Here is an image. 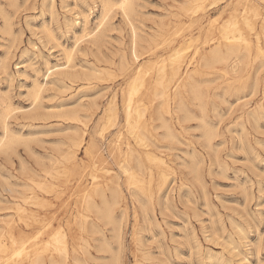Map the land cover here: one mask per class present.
Instances as JSON below:
<instances>
[{
	"label": "rangeland",
	"instance_id": "1",
	"mask_svg": "<svg viewBox=\"0 0 264 264\" xmlns=\"http://www.w3.org/2000/svg\"><path fill=\"white\" fill-rule=\"evenodd\" d=\"M103 1L0 0V264L24 262L10 244L30 232L20 207L42 219L59 264H264V54L206 61L232 16H248L255 39L264 0H132L129 18L122 0L107 15ZM176 50L183 75L167 101L160 82ZM141 76L135 104L147 148L125 111ZM129 144L166 162L134 161L139 186L123 173ZM56 233L66 235V259L53 250Z\"/></svg>",
	"mask_w": 264,
	"mask_h": 264
},
{
	"label": "bare ground",
	"instance_id": "2",
	"mask_svg": "<svg viewBox=\"0 0 264 264\" xmlns=\"http://www.w3.org/2000/svg\"><path fill=\"white\" fill-rule=\"evenodd\" d=\"M101 2L103 0H98V2ZM118 1V0H117ZM177 1V0H176ZM262 1V0H261ZM96 2V1H95ZM104 4H103V12L105 15H107L110 11H112V8H113V5L115 6L116 3H114L113 0H104L103 1ZM138 2V0H137ZM136 2V3H137ZM178 2V1H177ZM192 2V0L190 1ZM214 2V1H213ZM212 2V3H213ZM236 2V1H235ZM193 3V2H192ZM206 3V1H205ZM211 3V4H212ZM100 4V3H99ZM98 4V5H99ZM139 4V3H138ZM147 4V2H146ZM149 4V3H148ZM181 4V3H180ZM195 4V3H194ZM223 4V3H222ZM234 4V3H233ZM102 6V3L100 4ZM99 5V6H100ZM119 7H121L122 11L124 12V14L126 15L127 18H129L130 16V12L132 11V0H122V2H120V4H118ZM116 4V6H118ZM97 6V5H96ZM137 6V5H135ZM134 6V7H135ZM140 6V5H139ZM174 6V5H173ZM183 6V5H182ZM188 6V5H187ZM214 6V5H212ZM222 6V5H221ZM185 7V6H184ZM196 6H194L195 8ZM199 8V6H197ZM97 8V7H96ZM102 8V7H101ZM175 8V7H174ZM187 8V7H186ZM209 8V6H208ZM207 8V9H208ZM212 8V7H211ZM120 9V8H119ZM200 9V8H199ZM199 9H195L193 11V16L197 15V12ZM210 9V8H209ZM102 10V9H101ZM142 10V9H141ZM189 11V10H188ZM117 12V11H116ZM115 12V13H116ZM119 12V10H118ZM174 12V11H173ZM189 12H192V9L191 11ZM81 13V12H80ZM102 13V12H101ZM122 13V12H121ZM138 13V12H137ZM145 13V12H144ZM134 14V13H133ZM83 15V14H82ZM111 16V15H110ZM121 16V15H120ZM123 16V15H122ZM121 16V17H122ZM140 16V15H139ZM138 16V17H139ZM83 17H86V16H83ZM125 17V19H126ZM132 17V16H131ZM136 17V16H135ZM217 17V16H215ZM214 17V18H215ZM100 18V16H99ZM107 18V16H106ZM124 18V16H123ZM137 18V17H136ZM85 19V18H84ZM98 19V17H97ZM227 19V18H226ZM103 20V19H102ZM124 20V19H123ZM225 20V19H224ZM86 21V19H85ZM98 21V20H97ZM107 21V20H106ZM126 21V20H125ZM124 21V22H125ZM137 21V19H136ZM82 22V21H80ZM138 22V21H137ZM186 22V21H185ZM83 23V22H82ZM100 23V22H99ZM98 23V24H99ZM104 23V22H103ZM129 23V22H128ZM223 23V22H222ZM66 24V23H65ZM107 24V23H106ZM243 24V25H242ZM103 25V24H102ZM127 25H130V24H127ZM132 25V24H131ZM131 25H130V29H131ZM258 25V24H257ZM84 26V25H83ZM71 27V26H70ZM101 27V26H100ZM99 27V28H100ZM133 27V26H132ZM139 27V26H138ZM158 27V26H157ZM244 27L245 29L248 28L249 30H254L255 29V26L254 24L252 23L251 19L248 17V16H244L242 21L238 20L236 18V16H232L230 19H228L224 24L223 26L220 28V32L218 35L216 36H213L212 37V40L214 41V46H213V52H212V55L210 56V58H206L208 61V63L212 62H228L229 60H231V58L233 56H236L235 60L237 62V64H239L240 62L243 61V58H245V56H249L251 55L252 51L254 49H256L255 51L257 52V55H263L264 54V48H263V45H262V41H261V38L264 37V25L261 27L262 30L260 31H255V39H251L245 32L244 30ZM67 28V27H66ZM90 28V27H89ZM109 28V27H108ZM84 29V28H83ZM113 29V28H112ZM137 29V28H136ZM136 29L133 27L132 28V32H136ZM82 30V29H81ZM99 30V29H98ZM106 30V29H105ZM109 30V29H108ZM157 30V29H156ZM4 31V30H3ZM9 31V30H8ZM74 31V30H73ZM104 31V29H103ZM102 31V32H103ZM144 31V30H143ZM5 32V31H4ZM95 32V31H94ZM183 32V30H182ZM48 33V32H47ZM46 33V34H47ZM86 33V32H85ZM89 33V32H88ZM104 33V32H103ZM161 33V32H159ZM93 34V33H92ZM105 34V33H104ZM153 34V33H152ZM162 34V33H161ZM76 35V34H75ZM89 35V34H88ZM102 35V34H101ZM133 35V33H132ZM131 35V36H132ZM135 35V34H134ZM133 35V37H134ZM138 35V34H137ZM52 36V35H51ZM54 36V35H53ZM79 36V35H78ZM85 36V35H84ZM90 36V35H89ZM92 36V35H91ZM94 36V35H93ZM131 38V39H134V38ZM140 37V36H139ZM157 37V36H156ZM155 37V39H156ZM76 38V37H75ZM94 39V38H93ZM140 39V38H139ZM132 42V40H130ZM134 41V40H133ZM152 41V40H151ZM107 42V41H106ZM135 42V41H134ZM188 42V41H187ZM208 43V42H207ZM132 44L135 45V43L132 42ZM191 44V42H190ZM77 45V44H76ZM97 45V44H95ZM131 45V44H130ZM61 46V45H59ZM133 46V45H132ZM183 46V45H182ZM185 46V45H184ZM211 46V45H210ZM77 47V46H76ZM135 47V46H134ZM189 47V45H188ZM183 48V47H182ZM71 49V48H70ZM73 49V48H72ZM134 49V48H133ZM75 50V49H74ZM136 51V48L134 49ZM189 50V48H188ZM68 51V49H67ZM77 51V50H76ZM132 51V50H131ZM134 51V52H135ZM183 51V50H182ZM182 51L180 50H176L175 53L172 55L173 58L172 60H170V62L172 61L171 65H172V76L170 78V80H167V82L165 83V79H166V76L164 77V81L162 82L163 79H161V85L162 87H164L163 91H162V94L166 97L167 101H168V98L169 96L171 95L170 93V88L169 86L172 85V81L176 78V80H179L181 77H182V73H180L181 71V64H179V62L182 60L180 59V52L183 53ZM66 52V51H65ZM80 52V51H79ZM134 52H132L134 54ZM137 52V51H136ZM174 52V51H173ZM186 52V49L184 50V53ZM70 53V52H68ZM67 53V55H69ZM73 53V51L71 52ZM131 53V54H132ZM66 55V56H67ZM73 55V54H71ZM135 57V56H134ZM170 57V56H169ZM207 57V56H206ZM65 58V57H64ZM72 58V57H71ZM179 58V59H178ZM259 58V56H258ZM261 58V57H260ZM137 59V58H136ZM171 59V58H170ZM66 60V58H65ZM69 61H71V59H67ZM69 61H66L67 64ZM160 61V60H159ZM162 61V60H161ZM234 62V61H232ZM75 63V62H74ZM167 63V62H166ZM165 63V64H166ZM259 63V62H258ZM110 64V63H109ZM162 64H164L162 62ZM218 64V63H217ZM233 64V63H232ZM5 65V64H4ZM58 65V64H57ZM160 65V63L158 64ZM185 65V64H184ZM213 65V64H212ZM85 66V65H84ZM187 66V65H186ZM189 66H190V63H189ZM234 66V65H233ZM61 67V66H60ZM81 67V66H80ZM124 67V66H123ZM156 67V65H155ZM214 67V66H213ZM56 68V67H55ZM54 68V69H55ZM59 68V67H58ZM63 68V67H61ZM60 68V69H61ZM68 68V67H66ZM72 68V67H71ZM75 68V67H73ZM103 68V67H102ZM122 68V67H121ZM141 68V67H140ZM159 68V67H158ZM157 68V69H158ZM161 68V67H160ZM163 68L165 69V65H163ZM162 68V69H163ZM190 68V67H189ZM235 68V67H234ZM240 68V67H239ZM51 68V70H54ZM59 69V70H60ZM163 69V70H164ZM210 69V68H209ZM57 70V69H56ZM69 70V69H68ZM85 71V69H83ZM106 70V69H105ZM104 70V71H105ZM163 70H161V77H163L166 73V71L163 72ZM183 70V69H182ZM238 70V69H237ZM65 71V70H64ZM79 70H77L78 72ZM87 71V70H86ZM195 71V70H193ZM51 72V71H50ZM73 72V71H72ZM76 72V71H74ZM90 72V71H89ZM49 73V72H48ZM67 73V72H65ZM63 72V74H65ZM70 73V72H69ZM107 73V72H106ZM112 73V71H111ZM164 73V74H163ZM186 73V71H185ZM75 74V73H74ZM79 74V73H78ZM98 74V72L96 73ZM138 74V73H137ZM149 74V73H148ZM147 74V75H148ZM160 73H158L159 75ZM188 74V73H187ZM209 74V73H208ZM220 74V73H219ZM104 75V74H103ZM140 75V74H139ZM191 75V74H189ZM188 75V76H189ZM223 75V74H222ZM80 76V74H79ZM208 76V75H207ZM63 77V76H62ZM66 77V76H65ZM96 77H99V76H96ZM55 78V77H54ZM85 78V77H83ZM88 78V77H87ZM100 78V77H99ZM146 78V77H145ZM160 78V77H159ZM77 79V78H76ZM75 79V80H76ZM98 79V78H97ZM135 81L131 84L130 86V93H129V98L127 100V103H126V108H125V111H126V122L128 123V126H129V130L130 132L134 135V138L137 142V144L139 146H145L147 148V137L143 136L138 129H141L140 127V121H141V117H142V113L141 111L138 109L139 108V105L138 104H135L137 101L135 99V96L138 95L140 88L144 86V77H139V78H136L135 77ZM182 79V78H181ZM53 80V79H52ZM81 80V79H80ZM87 80V79H86ZM157 80V79H156ZM256 80V79H255ZM71 81V80H70ZM73 81V80H72ZM88 81V80H87ZM94 81V80H92ZM38 82V81H36ZM75 82V81H74ZM256 82V81H255ZM41 83V82H40ZM154 83V82H153ZM44 85V84H43ZM155 85V84H154ZM213 85V84H212ZM244 85V84H243ZM90 86V85H89ZM177 86H179L177 84ZM183 86H185V84H183ZM242 86V85H241ZM258 86V85H257ZM240 87V86H239ZM255 87V85L253 86ZM177 87H175V90H176ZM242 88V87H241ZM40 89V87L38 86V89L35 93V97L34 99L36 98V96H38V94L40 95V93L38 92ZM246 89V88H245ZM33 90V89H32ZM63 90V89H62ZM242 90V89H241ZM245 91V90H244ZM29 92V91H28ZM59 92V91H58ZM197 92V91H196ZM199 92V91H198ZM202 92V91H201ZM31 94V93H30ZM33 94V93H32ZM195 94V93H194ZM199 94V93H198ZM237 94V93H236ZM197 95V94H196ZM248 95V94H247ZM41 96V95H40ZM159 96V95H158ZM189 96V95H188ZM201 97V96H199ZM199 97H197V100H199ZM208 99V98H207ZM246 99V98H245ZM249 99V98H248ZM3 100V99H2ZM183 100V99H182ZM195 100V101H197ZM244 100V99H242ZM202 101V100H201ZM35 102V101H34ZM183 103V102H182ZM8 104V103H7ZM35 104V103H34ZM40 104V103H39ZM146 104V103H145ZM144 104V105H145ZM262 104V103H261ZM161 105V104H160ZM205 105V104H204ZM13 106V105H11ZM183 106V105H182ZM206 106V105H205ZM246 106V105H245ZM263 106V105H262ZM36 107V106H35ZM34 107V108H35ZM38 107V105H37ZM203 106L200 107V109L202 108ZM5 108V107H4ZM166 110L167 112H169V104L167 102L166 104ZM259 108V107H258ZM108 109V108H107ZM206 109V107H205ZM202 110V109H201ZM204 110V109H203ZM202 110V111H203ZM11 111V110H10ZM13 111V110H12ZM145 111V110H144ZM201 111V112H202ZM257 111V110H256ZM260 111V110H259ZM28 112V111H27ZM12 114V112H10ZM14 113V112H13ZM26 113V112H25ZM255 114V113H254ZM35 115V114H34ZM199 115V114H198ZM197 115V116H198ZM12 116V115H11ZM184 116V115H183ZM188 116V115H187ZM186 116V117H187ZM74 117V116H73ZM81 117V116H80ZM107 117V116H106ZM145 117V116H144ZM143 117V118H144ZM189 117V116H188ZM241 117V116H240ZM35 118V117H34ZM111 118V116H110ZM192 118V117H191ZM261 118V117H260ZM31 119V118H30ZM114 119V118H113ZM257 119V118H256ZM76 120V118L74 119V121ZM159 120V119H158ZM114 122V121H113ZM7 123V122H6ZM110 124V123H109ZM116 124V123H115ZM243 124V123H242ZM84 125V124H83ZM154 125V124H153ZM157 126V124H155ZM159 125V124H158ZM127 126V125H126ZM160 126V125H159ZM87 127V126H86ZM155 127V126H153ZM159 128V127H158ZM157 128V129H158ZM156 129V127L154 128ZM143 130V129H141ZM78 132V131H77ZM214 132V131H213ZM129 133V132H128ZM149 133V132H148ZM151 134V133H149ZM162 134V133H161ZM177 135V134H176ZM104 136V135H103ZM131 136V135H130ZM195 137V136H194ZM239 137V136H238ZM121 138V137H120ZM133 138V139H134ZM149 138V137H148ZM7 139V138H6ZM10 139V138H9ZM12 139V138H11ZM81 139V138H80ZM84 139V138H83ZM125 139V138H124ZM149 140V139H148ZM240 140V139H239ZM7 141V140H6ZM21 141V140H20ZM19 142V141H17ZM80 142V141H78ZM127 142V141H126ZM130 142V141H129ZM18 144V143H17ZM78 145V144H77ZM133 145V144H132ZM2 148H8L9 146V142L8 143H5L3 142V144L1 145ZM152 146V144H151ZM75 147V145H74ZM210 148V147H209ZM16 149V148H15ZM212 149V148H211ZM248 149V148H247ZM8 151L10 149H7ZM187 150V149H186ZM64 151V150H63ZM72 151V150H71ZM125 153V161H126V165L124 166V170L125 172L123 173H127L128 176H129V182L133 185H137L139 186L140 184V180L137 178V176L139 175H136L135 172H133L131 169H132V163L135 161V162H139L141 161V159H143V155L145 154V156L147 157L148 160H150L151 162H154L155 164H157V166H161L162 164H166L165 160L163 159L162 156L158 155V154H155L151 151H149V149H139V148H136L135 146H131L130 144L128 145L126 151H124ZM6 154V152H4ZM16 153V152H15ZM187 153V151H186ZM191 153V152H190ZM64 154V153H63ZM75 156V155H74ZM216 156V155H215ZM64 157V156H63ZM73 157V156H72ZM71 157V158H72ZM188 157V156H187ZM62 158V157H61ZM65 159V158H64ZM53 162V161H52ZM57 165V164H55ZM122 166V164H121ZM120 166V168H121ZM134 166V165H133ZM182 166V165H181ZM195 166V165H194ZM143 166H141L142 168ZM168 167V166H167ZM166 167V168H167ZM189 168V167H187ZM196 168V167H195ZM49 171V170H47ZM150 171V169H149ZM121 172V174H122ZM140 172V170L138 171ZM49 173V172H48ZM58 173V172H56ZM146 173V172H145ZM149 174V173H148ZM123 175V174H122ZM163 175V174H161ZM166 175V174H165ZM167 177V176H166ZM95 179V177H94ZM183 181V180H182ZM92 182V181H91ZM174 182V181H173ZM33 183V181H32ZM34 183H40V182H35ZM33 183V184H34ZM43 183V182H42ZM41 183V184H42ZM88 183V182H87ZM44 184V183H43ZM142 185V184H141ZM37 186V184L35 185ZM43 186V185H42ZM53 186V185H51ZM50 186V187H51ZM130 186V185H129ZM172 186V185H171ZM39 187V186H37ZM113 187V186H112ZM97 188V187H96ZM116 188V186H115ZM130 188V187H129ZM139 188V187H138ZM39 189V188H38ZM104 189V188H103ZM102 189V190H103ZM137 189V188H136ZM1 190V189H0ZM41 190V188H40ZM44 190V189H43ZM54 190V189H53ZM114 190V189H113ZM76 191V190H75ZM169 191V190H168ZM31 192V191H30ZM118 192V191H117ZM119 193V192H118ZM177 193V192H176ZM49 194V193H48ZM6 195V194H5ZM32 195V194H31ZM50 195V194H49ZM120 195V194H119ZM132 195V194H131ZM134 195V193H133ZM132 195V196H133ZM167 195V193H166ZM91 194L88 195V198L84 200V205L86 207L87 210H91L93 208V203H92V199H91ZM135 196V195H134ZM7 197V196H6ZM142 197V196H141ZM165 197V196H164ZM13 198V197H12ZM40 198V196H39ZM119 198V197H118ZM134 198V197H133ZM136 198V196H135ZM166 198V197H165ZM113 200V198H111ZM137 200V199H135ZM16 201V200H15ZM22 201V199H21ZM47 202V201H46ZM94 202V201H93ZM110 202V201H109ZM137 202V201H136ZM111 203V202H110ZM117 204H119L118 202H116ZM5 204V203H4ZM115 204V203H114ZM162 204V203H161ZM38 205V204H37ZM36 205V207H37ZM65 205V204H64ZM100 205V204H99ZM3 206V205H1ZM16 206L18 207V205L16 204ZM113 206V205H112ZM24 207V206H23ZM107 207V205H106ZM139 207H140V204H139ZM6 208V207H5ZM109 208V207H108ZM122 208V207H121ZM166 208V207H165ZM44 209V208H42ZM125 209V208H124ZM164 209V208H163ZM110 210V209H109ZM143 210V209H142ZM18 211L20 213V215L22 216V219L25 221V225L26 227H30V232H23V233H20L18 237H15L14 235H10V238H11V247L12 249L14 250V255L13 256H18V257H21L22 260L24 262H22L21 264H59L58 261L56 260L55 258V254L54 253H51L50 255L47 253V251L49 250V248L51 247V242L50 241H46V244H43L44 241V234L46 232V226L42 223V219L38 218V216L36 214H26L24 212V208L20 207L18 208ZM44 211V210H43ZM125 211V210H124ZM99 213V212H98ZM2 215V214H1ZM10 217V216H9ZM20 217V216H19ZM13 218V216H12ZM11 219V218H10ZM21 219V218H19ZM27 219H31L29 222L26 221ZM102 220V219H101ZM107 221V220H106ZM111 221V220H110ZM15 222V221H14ZM101 223V221H100ZM7 224V223H6ZM49 224V223H48ZM10 225V224H9ZM8 225V226H9ZM92 229V228H91ZM121 230V229H120ZM119 231V230H118ZM3 232V231H2ZM100 233V232H98ZM90 234V233H89ZM3 236V235H2ZM4 237V236H3ZM91 237V236H90ZM7 239V238H6ZM52 241H53V247L57 253H59L60 255L64 256L65 259L66 257L69 255V250H68V247H67V238H66V235L64 233L60 234V233H56L55 235H53L51 238H50ZM115 239V238H114ZM118 239V238H117ZM8 240V239H7ZM99 240V239H98ZM88 241V240H87ZM5 240L4 242L0 241V250H3L5 251L7 249V246H5ZM43 245H42V244ZM114 243V242H113ZM71 246V245H70ZM83 246V245H82ZM105 246V245H104ZM81 247V246H80ZM108 247V246H107ZM103 248V247H102ZM115 248V247H114ZM88 249V248H87ZM104 249V248H103ZM102 251V250H101ZM84 253V252H83ZM89 253V252H88ZM87 253V254H88ZM75 254V253H74ZM90 255V254H89ZM236 255V254H235ZM15 256V257H16ZM115 256V254H114ZM118 256V255H117ZM14 257V259H15ZM13 258V257H12ZM12 258L10 260H12ZM74 258V257H73ZM82 258V257H81ZM94 258V257H93ZM78 259V257H77ZM97 259V258H96ZM77 261V260H76ZM82 261V259H81ZM5 262V261H4ZM7 262V261H6ZM5 262V263H6ZM9 262V260H8ZM68 262V261H67ZM1 263V262H0ZM95 264V263H94ZM107 264V263H106Z\"/></svg>",
	"mask_w": 264,
	"mask_h": 264
}]
</instances>
